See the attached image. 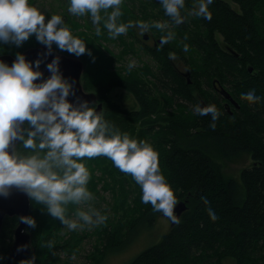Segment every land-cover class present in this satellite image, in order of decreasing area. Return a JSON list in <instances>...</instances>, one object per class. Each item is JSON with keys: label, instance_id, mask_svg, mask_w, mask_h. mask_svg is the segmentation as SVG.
Segmentation results:
<instances>
[{"label": "trees", "instance_id": "trees-1", "mask_svg": "<svg viewBox=\"0 0 264 264\" xmlns=\"http://www.w3.org/2000/svg\"><path fill=\"white\" fill-rule=\"evenodd\" d=\"M231 1L238 6V10L229 5ZM190 2L192 0H186V8ZM156 7H160L159 13L163 19H170L165 16L158 1L152 10ZM209 8L212 18L207 20L201 17L198 31L203 29L205 36L203 38L202 35L198 41L204 39L212 43L216 57L210 58V62L208 60L211 70L222 71L217 79L221 85L228 83L231 77L234 79L236 75L244 74L246 86L243 90L255 89L256 94L261 97L259 101H248L247 109L240 101L241 107L235 120L228 121L232 115L223 112L224 117L218 118L212 134L207 131L209 125L206 120H198L192 126L187 122L170 121L171 112L174 111L175 114L188 102H203L207 105L203 95L200 97L195 94L196 91L201 93L195 87L196 71L189 66L190 83H187L175 70L176 63L179 67L180 60L175 58L172 62L167 54L164 55V60L156 58L158 50L150 48L146 43H139L136 32L132 41L126 36L123 41L119 39L123 46L122 51L118 52L121 56L110 57L109 62L103 63L104 51L100 47L104 46L101 43L103 40L89 35L91 23L84 25L83 32L91 40L92 50L97 56H94V60L89 55L80 56L84 61L81 80L90 86L89 69L94 68V74L100 77L93 89L98 96L107 92L110 86L124 88L125 92L120 95L117 103L119 105L113 109L124 115L122 125L117 124L116 127H120L122 132L132 129V137L145 139L153 144L160 154L161 171L174 191L175 203L180 200L186 201L187 205L177 221L176 229L169 228L157 242L145 246L126 264H224L227 259L233 260L235 264H264V0H213ZM187 25L186 16V21L176 28L187 30ZM148 31L153 32L154 29L150 27ZM216 34L223 37V46L215 41ZM40 44L35 39L30 46L18 49L3 47L0 52L15 54ZM137 44L138 50L142 52L155 51L154 58L160 65L154 77L148 76L147 67L141 65L138 67L139 79L134 80L123 63L117 64ZM227 48L232 49L235 55H229ZM192 52L193 49H190V53ZM248 69H252L258 76L249 75ZM207 78L208 75L204 77L206 82ZM209 86L211 89V85ZM209 86L206 92H210ZM231 88L237 95L238 90L242 93L234 84ZM132 116L139 122L138 129L128 125ZM125 117L128 121H125ZM189 120L192 121V118ZM246 156L253 161L249 167L241 170L237 177L224 176L220 161L235 162ZM86 162L92 172L89 189L94 191L96 181L101 182L104 175L103 188L108 190L109 182L105 178L107 175L121 195L127 193L130 196L131 203L127 204L123 198L120 209L134 214L127 225L124 224L127 222L124 221V216L120 215L111 227L116 231L115 234L107 238L103 247L99 248L100 245L96 244L89 252L88 264H101L109 254L132 249L135 243L132 241V234L141 228L151 227L162 213L154 211L150 203H142L140 186L132 177L130 180L126 173L114 167L110 159L99 156L91 160L86 158ZM132 185H136L135 190L129 187ZM125 186L128 187L127 191ZM202 196H206L210 203L205 204L200 199ZM73 206L74 204L68 205V213L75 211L77 205ZM39 207L45 206L30 200L29 215L34 216L37 222L42 218ZM209 207L215 210L217 220L210 219ZM103 208L101 211L106 213L107 207ZM51 219L49 228L57 234V242L53 244H50L48 237L38 240L34 228L26 226L33 248L31 255L35 253L38 243L36 264L62 262L59 229L57 230L59 219ZM17 225L18 218L15 216H8L3 221L0 230V255L5 260L0 264H4L7 259Z\"/></svg>", "mask_w": 264, "mask_h": 264}, {"label": "clouds", "instance_id": "clouds-1", "mask_svg": "<svg viewBox=\"0 0 264 264\" xmlns=\"http://www.w3.org/2000/svg\"><path fill=\"white\" fill-rule=\"evenodd\" d=\"M124 0H66V11L75 17H87L95 26L96 35L117 38L136 28L140 34L150 27L162 31L160 44L175 38L170 26L186 21L183 10L186 0H159L168 20L121 21ZM213 0H192L191 14L211 20L209 5ZM47 16V19H46ZM35 39L45 46L38 58L26 59L17 51L11 64L0 59V196L8 197L13 188L42 204L46 212L70 230L96 226L107 221L108 215L94 206L96 199L88 184L92 177L86 158L104 156L119 171L130 174L141 189V201L151 204L154 211L162 213L168 228L176 229L173 219L176 205L174 191L160 167V154L152 143L132 137L121 131L95 103L76 95L74 82L60 70L59 55L46 63L50 75L44 77L40 65L53 52V45L80 57L87 53L94 60L92 50L83 38L76 35L65 17L57 12L46 13L33 0H0V47L5 44L21 47L25 41ZM189 48L183 45L184 51ZM169 58L176 57L169 52ZM135 61L128 63V68ZM74 97L69 100L68 97ZM249 102L261 100L251 89L241 93ZM195 118L208 122L212 134L217 121L213 109L202 110L193 106ZM209 204L206 196L200 198ZM78 207L69 216L68 205ZM212 221L218 219L214 209L208 208ZM18 222L35 228L37 220L32 215L21 214ZM26 230V229H25ZM19 245L17 251L25 248ZM35 254L20 259L18 264H36ZM5 257L0 255V262Z\"/></svg>", "mask_w": 264, "mask_h": 264}, {"label": "rangeland", "instance_id": "rangeland-1", "mask_svg": "<svg viewBox=\"0 0 264 264\" xmlns=\"http://www.w3.org/2000/svg\"><path fill=\"white\" fill-rule=\"evenodd\" d=\"M157 1L159 0H124L123 4L121 5L123 15L119 18L121 21H127L129 19L135 21V20H146L149 21V23L156 21V20H166V18H162V15L159 13L160 7H156L154 10H152V7H155ZM34 3L38 7H40L42 10H44L46 13H52V12H57L63 15L73 30V32L83 38L85 42L87 43V48L92 50V42L89 40V37L83 32L84 30V25L87 26L88 23H91V21L87 17H75L68 13L66 11V0H33ZM230 6H232L234 9L238 10V6L231 1L229 3ZM192 7V2L189 3L187 8L185 7L184 13L188 14V21L189 19L192 21L189 25L187 30H179L173 26H170L168 30L174 31L175 32V38L170 40L166 44H160L156 43L157 40H159L161 35H164L166 33L165 31H162L160 29H156L155 27H152L154 31H147L146 33L150 35V39L147 42L148 46L150 48H155V50H158L156 58L158 59H163L164 55L169 56V52H175L177 59L180 60V65L179 68L181 71L185 72L187 69L190 70L189 66L192 68L193 71L197 72V75L195 79H197V83H195V87L201 91L198 92L196 91L195 94L197 96L202 97V95L206 98V103H208L214 112L217 115V120L218 118H223L224 115L220 111V108L222 107V101L219 100H214L212 101V98H210L211 95V80L213 78L219 79L221 72L218 69L211 70V66L208 63L211 61L210 58H215L216 55L213 51L212 48V43L209 40H200V37L203 38L205 36L204 30H199V23L201 24V17L197 18L194 14H191L190 9ZM47 19V16H46ZM197 26V27H196ZM90 34L89 35H94L98 39H102L101 41L104 55L102 58L103 63L109 62V58L113 57L116 55L121 56L120 51H122L123 46L120 42V40H124V36L126 38L130 39L132 41L133 39V34L136 32L137 38L139 40V43H141L142 40V35L138 32L136 28H130L128 33L126 34H121L117 38H112L107 35V30H103L102 35H96L95 33V26L92 25L89 27ZM120 39V40H119ZM35 40V36L29 38L27 41L23 43L21 47L25 46H30V44L33 43ZM215 41L220 45H224V40L223 37L219 34L215 35ZM188 44L189 48L187 51H184L183 45ZM37 46V45H36ZM7 47L10 49H18V47L10 44H5L2 45L1 48ZM35 47V46H32ZM56 51L59 53L65 54V55H70L76 57L74 54H70L67 51H62L58 50L56 47H53ZM139 45L137 44L135 48L133 49L132 52L125 54L121 59L117 62L123 63L128 68V63L130 61H135V66L130 70L131 74L134 77V80L139 79V72L138 69L139 66L144 65L147 67L148 76L155 75V71L157 70V67L160 64H157L153 53L155 54V51H150V52H142L138 50ZM190 49H193V52L190 53ZM19 52H23L20 50ZM93 56H97L96 52L92 50ZM9 54L6 51L0 52V55H5ZM207 54V56L205 55ZM11 56H15V54H9ZM84 57L87 55V53L82 54ZM83 57V59H84ZM82 60V57H77ZM174 58V59H175ZM172 59V58H171ZM191 59V60H189ZM117 60V59H116ZM164 60V59H163ZM188 60H189V65H188ZM83 61V60H82ZM84 62V61H83ZM205 63V65H204ZM208 63V65H207ZM92 64V63H90ZM94 68L89 69V82H91L90 86H88V83H84L83 80L81 81L82 88L85 91L88 92H93L94 86L96 85L97 81L99 80V76L94 74L93 70ZM125 72V71H123ZM206 72V73H205ZM208 75L207 82L204 80V77ZM243 77V78H242ZM183 78V77H182ZM236 82L237 84L236 87L240 89L242 93L248 92V90H243V87L246 86L245 80H244V74H238L236 75ZM185 79V78H183ZM254 79V78H253ZM228 81V80H226ZM112 82V81H111ZM210 89V92H206L207 89ZM171 88V87H170ZM125 90L121 86H110L107 90V92H104L103 95L98 96L99 102L102 103L103 105V114L106 119L110 120L109 118H113L114 120H110L115 126L117 124L122 125L123 120H124V115L122 113H118L116 110H113L117 108L119 104V97L122 93H124ZM169 93V92H168ZM208 93V95L206 94ZM237 95V94H236ZM238 98L241 101L242 105L247 109L249 107L248 101L245 99L241 98V93L238 90ZM238 100V99H237ZM238 102L240 103V101ZM195 103H186L184 105V108H180L177 110V112L174 114L172 111L171 112V119L170 121H175V122H187L191 126L193 123L198 122V120L195 118V113L193 110V106ZM122 110V109H120ZM192 118V121L189 119ZM237 118V112L236 116H231L229 117L228 121L235 120ZM189 120V121H188ZM227 120V119H226ZM125 121H128L125 117ZM137 119L136 117L132 116L129 119L128 125L130 127L136 126L138 129L139 127V122H136ZM120 129V127H118ZM122 131V130H121ZM127 132L131 135L132 129L127 130ZM92 159V158H91ZM88 159V160H91ZM221 163V168L224 176L226 177H237L241 170L244 168L249 167L253 161L249 157H242L238 159L235 162H228V161H220ZM99 175V174H98ZM116 175H118V172H116ZM129 179H131V175L127 174ZM104 178V175H103ZM103 178L100 180L101 182L95 183V190L92 191L96 197L92 203L94 204L95 207L99 209H104L108 215V219L105 223L96 225V226H85L82 229H77V230H70L68 229L65 225H63L60 221H57V230L59 229L58 237L60 238V245H61V250H59L60 255H61V261L60 264H88V254L89 252L93 249V247L97 244L100 245L99 248L103 247L105 241L107 238H109L111 235L115 234L116 231H114L111 227L114 225L120 215L124 216V224H128L129 221L132 220L134 217V214L131 211H126L124 212L123 210L120 209L123 198H125V201L127 204L131 203L130 196L126 193L124 195H121L118 191V188L116 186H113L111 183L110 178L106 175L105 178L107 182H109V185L107 186L108 190H104L103 188ZM132 190L136 189V185L129 186ZM125 190H128V187L125 186ZM180 202L177 201L176 204ZM74 206H76L74 204ZM73 206V208H74ZM141 206V205H140ZM78 207V206H77ZM72 208V209H73ZM70 209V210H72ZM69 210V211H70ZM40 214L42 218L38 220L37 226L34 228V233L35 236H37L38 240H41L43 237H48L50 244L56 243L57 242V234L56 232H52L49 228L52 219L51 216L46 212L45 207H39ZM74 213V211H70L68 213L69 216H71ZM40 216V217H41ZM129 220V221H128ZM146 229L141 228L140 230L136 231L134 234H132V241H135V243L132 246V249L130 250H125L124 252H118L115 254H109L105 260L101 264H126L130 260H132L145 246L153 244L157 242L161 236L168 232L169 228L167 224L164 222V219L162 216L158 218V221H156L151 227H145ZM127 229V227H126ZM122 233V230H120ZM13 237V236H12ZM37 240V242H38ZM101 242V243H99ZM37 245L36 243V251L37 252ZM33 249V248H32ZM33 253V254H35ZM224 264H235V262L231 259H227L224 261Z\"/></svg>", "mask_w": 264, "mask_h": 264}, {"label": "water", "instance_id": "water-1", "mask_svg": "<svg viewBox=\"0 0 264 264\" xmlns=\"http://www.w3.org/2000/svg\"><path fill=\"white\" fill-rule=\"evenodd\" d=\"M148 34L143 35V39H147ZM45 50V46L40 44L35 47H30L24 50L22 53L25 54L26 59L35 60L38 58L37 53H43ZM55 55H59L61 57L60 60V70L65 77H67L71 82H74L75 92L77 96H80L83 99L88 100L90 103L97 104V96L93 92H86L81 85V75L84 69V64L81 59L65 55L59 53L53 48V52L51 55H48L44 60V63L40 65V69L44 73V77L46 78L50 75L49 70L46 68V63L50 62L52 57ZM0 59L7 61L11 64L14 59L13 56L9 54L0 55ZM251 70V69H249ZM187 83H190L189 72L186 73ZM69 100H73L74 97L69 96ZM101 105L97 104V111H101ZM30 209V199L26 196L25 193L12 189L11 194L8 197L0 196V230L3 224V221L6 217H19V215H29ZM187 209L186 201L178 202L173 209V219L177 220L180 218L181 214ZM26 224L24 222H18V225L14 231L12 246L9 250L7 259L4 264H11L14 262H18L20 259L27 258L31 256L32 248H31V237L30 234L25 230ZM19 245H25L26 247L17 251V247Z\"/></svg>", "mask_w": 264, "mask_h": 264}, {"label": "flooded vegetation", "instance_id": "flooded-vegetation-1", "mask_svg": "<svg viewBox=\"0 0 264 264\" xmlns=\"http://www.w3.org/2000/svg\"><path fill=\"white\" fill-rule=\"evenodd\" d=\"M187 19H188V16H187ZM191 22L192 21L189 19L188 25ZM188 25H187V28H188ZM173 27L176 28V26H173ZM149 39H150L149 34H148L147 39H143V35H142L141 42L147 44L146 41H148ZM157 43H160V41L157 40L156 43H153L154 47H155V44H157ZM227 51H228L229 55H235V52L232 49L227 48ZM170 60L173 62V59L170 58ZM175 70L178 71V73L180 74L181 77H183V78H185V80H187L188 77L186 76V73L190 72L189 69H187L185 72H183V71H181V69L178 67V64L176 63ZM248 71L250 72L249 75H252V77L258 76L257 74L252 72V69L251 70L248 69ZM236 79H237L236 77L234 79L231 77L229 79L228 83H224L222 85L219 83V81L216 78H213L211 80L212 101H214V100L222 101V107L220 108V111L222 113L223 112L228 113L229 115H232V116H236V112L241 107L240 103L238 102V100H239L238 96L236 95L235 92L232 91L233 89L231 88V86L233 84H237ZM198 105L200 106V108L202 110H205L207 108L212 109V107L208 103L206 105L203 102H200V103H198Z\"/></svg>", "mask_w": 264, "mask_h": 264}]
</instances>
